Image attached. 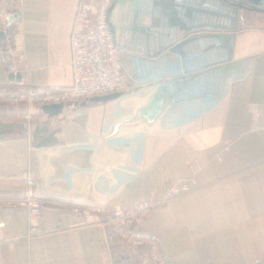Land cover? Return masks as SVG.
Here are the masks:
<instances>
[{
    "label": "crops",
    "instance_id": "obj_1",
    "mask_svg": "<svg viewBox=\"0 0 264 264\" xmlns=\"http://www.w3.org/2000/svg\"><path fill=\"white\" fill-rule=\"evenodd\" d=\"M79 1L0 0L2 95L8 97L12 86L43 91L71 85L69 32ZM16 39L22 50L12 57ZM235 57L242 58L239 72L214 87H185L151 125L123 124L107 145L124 161L99 171L83 194L76 191L91 177L93 137L130 117L126 100L146 101L155 86L89 105L83 127L71 122L82 110L51 121L58 154L50 160V184L69 196L48 194L39 182L38 151L25 122L39 105L27 103L19 115L15 105L0 107V264H137V253L108 223L88 222L72 208L139 201L157 205L135 230L156 240L171 264H264V23L253 20ZM139 60L149 76L176 69L164 58ZM27 177L45 201L43 233L31 240L27 211L10 205L24 196ZM180 181L190 190L171 193Z\"/></svg>",
    "mask_w": 264,
    "mask_h": 264
},
{
    "label": "water",
    "instance_id": "obj_2",
    "mask_svg": "<svg viewBox=\"0 0 264 264\" xmlns=\"http://www.w3.org/2000/svg\"><path fill=\"white\" fill-rule=\"evenodd\" d=\"M16 17H8V21ZM254 19L264 23V0H111L106 23L119 47L122 66L134 85L122 93L42 104L29 113L33 147L40 160L39 182L43 183L45 192L60 196L71 194L50 184L54 173L50 160L58 154L52 149L58 144L55 131L50 129L52 120L65 111L82 110L83 113L72 117L71 122L83 127L89 105L106 103L146 86H155L146 101L136 107L133 116L114 123L107 134L93 137L96 149L91 156V177L80 191H76L83 194L99 171L124 161L121 153L107 145V140L113 138L123 124L144 121L151 125L185 87L211 86L222 77L240 71L242 58L235 57L236 43L243 39ZM197 42L203 43L191 52L185 51ZM141 56L175 62L176 69L149 76L145 67L137 62ZM14 78L21 79L20 75L10 74V79ZM32 189V194L38 196Z\"/></svg>",
    "mask_w": 264,
    "mask_h": 264
},
{
    "label": "built area",
    "instance_id": "obj_3",
    "mask_svg": "<svg viewBox=\"0 0 264 264\" xmlns=\"http://www.w3.org/2000/svg\"><path fill=\"white\" fill-rule=\"evenodd\" d=\"M111 0L96 2L80 0L75 8L69 32L70 68L72 83L67 88L43 91H27L20 98L28 104L68 103L87 100L117 92H126L130 88L129 77L119 58V47L115 43L107 26V11ZM22 50V42L16 39L14 48L9 50L15 57ZM28 136H31V116L25 118ZM34 180L25 179L24 196L10 202V205L24 208L28 216L26 238L31 240L43 233L40 217L45 201L34 196L31 187ZM187 182L180 181L170 188L171 193L187 192ZM157 205L155 201H139L128 207H110L91 204L75 205L72 209L80 213L88 222L105 221L110 225L117 237L137 253V264H171L159 254L157 241L142 235L135 226L151 209Z\"/></svg>",
    "mask_w": 264,
    "mask_h": 264
},
{
    "label": "rangeland",
    "instance_id": "obj_4",
    "mask_svg": "<svg viewBox=\"0 0 264 264\" xmlns=\"http://www.w3.org/2000/svg\"><path fill=\"white\" fill-rule=\"evenodd\" d=\"M129 82H130V88L129 89H131V87H133V85H134L131 78H129ZM211 85H212V87H214V85H215L214 82ZM8 91H9L8 97H6L0 93V107H3L4 105L8 106L9 104H12V105H15V107H16L15 109H16V112L18 113V115L25 112L27 102L24 99H21L20 97L23 94L27 93V89L24 90V89H21V87L17 88L16 86H12L9 88ZM126 101L128 104H125L124 107L125 108L128 107V116L130 115V117H131V115L133 116V114H134L133 112L136 109V107L138 105H140L141 103H143L145 100L144 99L143 100L142 99L136 100V99L128 98ZM131 123H133V122H131ZM174 194H179V193H174Z\"/></svg>",
    "mask_w": 264,
    "mask_h": 264
}]
</instances>
